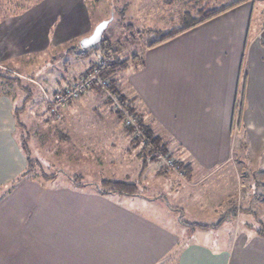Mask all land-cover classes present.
I'll return each instance as SVG.
<instances>
[{
    "label": "crops",
    "instance_id": "crops-1",
    "mask_svg": "<svg viewBox=\"0 0 264 264\" xmlns=\"http://www.w3.org/2000/svg\"><path fill=\"white\" fill-rule=\"evenodd\" d=\"M47 1L37 10L0 11V68L10 69L4 63L11 57L90 31L82 0H53L49 9L43 5ZM263 13L255 10L254 0L244 1L145 46L142 64L119 75L122 91L134 96L143 118L148 115L144 121L153 135L184 165L185 181L154 176V165L131 152L127 129L96 89L61 109L62 119L51 127L62 140H87L80 148L71 143L65 152L55 155L50 148L53 156L44 155L47 166L64 157L59 170L64 178L34 170L14 181L26 158L15 132L14 101L0 93V264H264V236L235 229L234 219L226 216L235 183L206 185L220 170L235 172L237 130L264 163ZM94 62L79 72L63 63L66 69L61 64L50 79L30 80L44 84L43 94H53ZM27 145L32 155L36 140ZM257 167L264 204V167ZM68 174L89 184L74 185ZM98 177L134 182L137 193L102 194L90 184ZM184 214L215 221L192 223Z\"/></svg>",
    "mask_w": 264,
    "mask_h": 264
},
{
    "label": "rangeland",
    "instance_id": "rangeland-1",
    "mask_svg": "<svg viewBox=\"0 0 264 264\" xmlns=\"http://www.w3.org/2000/svg\"><path fill=\"white\" fill-rule=\"evenodd\" d=\"M43 1L44 0H0V11L5 10L8 12H14L20 10H37V5ZM52 1L53 0H48L47 2L43 3V5L49 9V4ZM231 1L233 0H82L81 3L88 13L86 25L88 26V24H90V31L84 36L90 34L95 24H97L102 19L108 18L111 14V11H113L114 19L109 24L103 36L109 39L111 43L119 49V57H130L135 54L136 59H138L137 61H139L141 52L148 43L159 38L162 33L167 32L171 28L179 27L184 13H189L190 16H195L196 11L203 6L215 8L220 7L221 5H227ZM247 1L248 0H246V2ZM251 2L252 0H250V3ZM254 3L256 11L260 9L264 10V0H254ZM262 16L264 17V13ZM126 24H131L133 26V30H126ZM84 36L76 34L73 39L63 44L48 46L43 51L35 50L26 56L13 55V58L11 57L4 63L8 68L23 74L10 71V69L6 70L0 68V93H7L9 96H11V99L15 104V110L19 114V119L24 124L23 129L18 127V125H15V132L17 134L23 133L24 136H26L27 143L29 141L30 144H33L36 140L37 148L35 146L32 147L31 150L33 151L34 156L36 155L42 158V160L47 156H53V154L47 152L50 148L53 149L51 150L53 152L56 150L54 154L57 155V153L62 149H64V152L65 149L68 150L67 146H70L71 143L73 146H79L80 148V146L85 144L87 140L83 142L82 139L78 138L75 142L73 140L65 141L58 138L55 130L51 127L54 124H57L60 119H62V113H55L48 107L46 99L42 93L45 90L44 84L40 81L36 82L30 79H35L42 76L46 79H50L51 76L53 77L57 75L56 73L59 71V68L62 67L63 63L68 64L69 71L74 70L75 72H79L81 69H85L89 61H95L93 63L95 65L101 62L103 59H101L102 57L99 55V52L93 50L88 52L89 58H78L79 56L77 55H79L78 52L80 51L79 42ZM48 59H50V61H48ZM24 61H26V64ZM93 64L89 67H93ZM63 67L66 69V66L63 65ZM132 68L133 67L130 66L128 67V69ZM122 73L123 71L119 74ZM82 75H84V73ZM82 75L76 77L69 83L80 79ZM126 76L127 74L123 75V83L126 82ZM43 77L42 79H44ZM14 79H17V81ZM93 89L87 88L85 92L80 94V96L76 99H73V101L79 99L83 94ZM41 95L42 98L40 100ZM104 96L108 98L106 93ZM69 103L62 106L59 110L67 107ZM107 104L111 112L119 114L120 120L125 127L121 113L116 112L113 109V102L110 100V102ZM48 116L50 117L49 120L51 121L47 120ZM146 118H148V115L144 116V119ZM42 129L46 131V135L43 134ZM241 137L242 132L237 130L235 134L234 150L232 152L233 156H235V158L232 160L235 166V172L232 173L231 171L227 172L224 170V173H222L223 170H220L219 172L208 176L206 185L210 186V182L214 181L216 183L218 180H224L225 186L230 188L234 182L235 191L233 196L230 197L226 202V216L234 219L236 227L235 229L241 228L247 232L264 236L263 189L259 184L262 179L257 175L258 180H255L253 174L254 169H258L257 165L263 168L264 163L259 161L261 160L260 153L251 154L247 142L245 141L244 144V141L241 140ZM90 149H92V153L95 149V145L92 144ZM74 151L80 154L78 150L75 149ZM141 151L142 148L139 145H134L133 150L131 149V152L142 160L141 154L146 155V152ZM32 155L30 153V156ZM80 156L82 157L81 154ZM171 157L174 156L171 155ZM174 158L177 166L180 161L176 157ZM36 161L38 162L39 166L34 168V173L40 174V170H42L47 174L52 173L58 175L60 179L64 178V176H62L63 172H60L63 171V167L65 166L63 164L64 157H61V155L59 160L49 166H47V164H49L47 161L43 160L41 162L39 159H36ZM145 163L154 165V170L156 171L154 176L169 175V177L178 179V181L180 179V181H185L186 179V171L182 166H178L179 168L177 167L179 172H182L180 174L172 170L167 171L162 167L160 162L157 160L148 159L147 155ZM69 164L75 165L72 162H69ZM180 164L182 163L180 162ZM116 169L117 168L115 167L109 169L113 173L112 175L116 174ZM73 175L74 174H68L67 176L69 177ZM227 178L228 185H226ZM102 179L105 178H93L92 180L94 181L90 184H100ZM77 181L81 183L84 182L82 178ZM172 202L173 200H171V203ZM185 219L192 223L195 221L198 223H208L210 222L208 221L209 219H212L211 223L215 221L213 218L207 219L203 218L202 216L193 218L188 215H186Z\"/></svg>",
    "mask_w": 264,
    "mask_h": 264
},
{
    "label": "trees",
    "instance_id": "trees-1",
    "mask_svg": "<svg viewBox=\"0 0 264 264\" xmlns=\"http://www.w3.org/2000/svg\"><path fill=\"white\" fill-rule=\"evenodd\" d=\"M244 1H246V0H233V1L229 2L227 5H221L220 7H215V8L203 6L196 11L195 16H190L189 13H184L183 18L181 19L180 25L178 28H171L167 32L162 33L159 38L148 43L146 45V47H151V46L157 45L159 43H162L164 41H167V40L175 37L176 35L188 30L189 28H191L197 24H200V23H202V22H204V21H206V20H208V19L232 8V7H235L236 5H238ZM125 29L128 31H131V30H133V26L131 24H126ZM79 49H80V51L78 52L79 55H77V56H79L78 58H86V57L89 58L88 52L90 50L99 52V55L102 57L101 59H103L102 61H104L105 64L99 66V68L97 69V66H96L97 64L95 65L92 63L93 67H89L87 69V71L84 73V75L88 74L89 72H91L94 69H97L99 76H101V78L106 79L108 81V85H109L110 90L113 93H115L118 96V98L120 99V101L122 103H124L126 108H128V110L130 112H132L138 118V122L142 126V128L144 129L145 136L147 139L146 145L141 147L142 151L144 149L146 150L148 148L147 146H150V147H154L156 149H159L163 153H166V154H169L170 156L171 155L173 156L174 154L168 150L167 145L165 143L161 142V140L157 136L153 135L151 129L149 128V125L143 120L144 119L143 113H141L139 110L138 111L136 110V107L134 104L135 101L133 99L134 96L126 95L122 91V87L120 86V77H119L120 74L119 73L124 71L129 66H132L133 69L139 67L142 64L141 57H140L139 61H137L138 59H136L135 54H133L130 57H122V58L119 57V55H118L119 49L116 46H114L111 43V41L109 39H107L105 36L102 37L101 42L99 44H97L95 47L90 48V49H86V50H83L81 47ZM84 75H82V76H84ZM14 80L17 81V79H14ZM69 84L70 83H68L67 85H69ZM67 85H65V86H67ZM91 88L96 89V91H98L100 94H102L107 103L110 102V99L106 98L104 96L105 92H104L102 87H100L99 85H92ZM61 90L54 92L53 94L51 93L50 95L53 96V95L57 94L58 92H60ZM44 94H47V93H44ZM71 101H73V100H70L69 102H71ZM47 105H48V103H47ZM60 111L61 110H59V112ZM115 111L118 112L117 110H115ZM59 112H58V114H59ZM116 115L120 118L119 114H116ZM14 117H15L16 125H18V127L23 129V125H22L21 121L19 120V114L17 113L16 110L14 111ZM125 128L127 129L134 145H139V141L131 135L130 129H128L127 127H125ZM17 138H18L20 148H21V150H22V152L26 158V166H25L24 170H22V172L14 179V181L19 180L21 178H24L26 175H28L29 173L34 171L35 170L34 168H36V166L37 167L39 166L36 159H33L30 156V149L27 145L26 136H24L23 133H19V134H17ZM144 155L145 154H143V155L141 154V157H142V161L145 163L146 155L145 156ZM152 160H155V159H152ZM179 164H180V162L178 163L179 167L184 166L183 164H180V165ZM40 171H41L40 173L42 175H44L43 171L42 170H40ZM258 172H260L259 169L257 171L255 170L253 172L255 180H258L256 177V174H258ZM68 178L71 180V182L74 185L89 184V183H85V182H83V183L78 182L77 180L81 179V176H79V175L74 174L73 176H69ZM258 182H260V181H258ZM259 184L261 185V183H259ZM95 186L97 188H99V190L102 194H106V195L115 194V193L125 194V195H134L137 193V190H138L137 185L134 182L109 180V179H102L100 184H97ZM222 220H224V218ZM202 227L206 228L208 226L203 225Z\"/></svg>",
    "mask_w": 264,
    "mask_h": 264
},
{
    "label": "built area",
    "instance_id": "built-area-1",
    "mask_svg": "<svg viewBox=\"0 0 264 264\" xmlns=\"http://www.w3.org/2000/svg\"><path fill=\"white\" fill-rule=\"evenodd\" d=\"M105 64L104 61L99 62L96 66L97 69L99 66ZM97 69L92 70L88 74L82 76L80 79L71 82L69 85L65 86L60 92L51 96L44 94V98L48 103V107L55 113L59 112V109L67 104L70 100L76 99L80 96L85 90L90 89L92 85H99L103 88L104 92L108 95V98L113 102V109L117 110L121 113L123 123L125 127L130 129L131 135L139 141V145L143 147L147 143V139L145 136L144 129L138 122V118L126 108L124 103L120 101L118 96L113 93L108 85V81L106 79L101 78L99 76ZM148 148L143 151L146 152L148 159H155L161 163L162 167L167 171H175L178 173V164L176 166L175 158L171 157L169 154L163 153L159 149L154 147L147 146ZM178 167V168H177Z\"/></svg>",
    "mask_w": 264,
    "mask_h": 264
},
{
    "label": "water",
    "instance_id": "water-1",
    "mask_svg": "<svg viewBox=\"0 0 264 264\" xmlns=\"http://www.w3.org/2000/svg\"><path fill=\"white\" fill-rule=\"evenodd\" d=\"M114 15L113 11H111V14L108 18L100 20L95 26L93 27L90 34L82 37L80 39V47L83 50L90 49L95 47L97 44H99L102 40L103 34L108 28L109 24L113 21Z\"/></svg>",
    "mask_w": 264,
    "mask_h": 264
}]
</instances>
